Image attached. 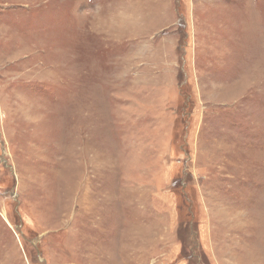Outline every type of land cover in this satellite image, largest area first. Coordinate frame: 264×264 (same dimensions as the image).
I'll use <instances>...</instances> for the list:
<instances>
[{"label":"rangeland","instance_id":"rangeland-1","mask_svg":"<svg viewBox=\"0 0 264 264\" xmlns=\"http://www.w3.org/2000/svg\"><path fill=\"white\" fill-rule=\"evenodd\" d=\"M0 264H264V0H0Z\"/></svg>","mask_w":264,"mask_h":264}]
</instances>
